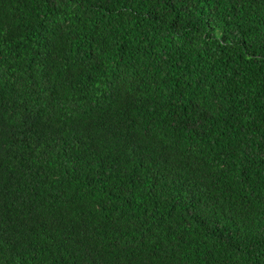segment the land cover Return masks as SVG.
Returning a JSON list of instances; mask_svg holds the SVG:
<instances>
[{"label":"trees","instance_id":"16d2710c","mask_svg":"<svg viewBox=\"0 0 264 264\" xmlns=\"http://www.w3.org/2000/svg\"><path fill=\"white\" fill-rule=\"evenodd\" d=\"M0 264H264V0H0Z\"/></svg>","mask_w":264,"mask_h":264}]
</instances>
